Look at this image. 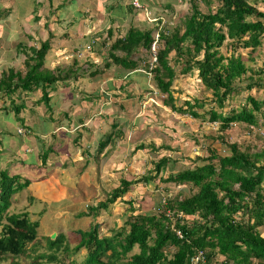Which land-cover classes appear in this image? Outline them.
I'll use <instances>...</instances> for the list:
<instances>
[{
  "label": "trees",
  "instance_id": "1",
  "mask_svg": "<svg viewBox=\"0 0 264 264\" xmlns=\"http://www.w3.org/2000/svg\"><path fill=\"white\" fill-rule=\"evenodd\" d=\"M69 1L63 0L56 8L62 11L74 3V0ZM198 1L206 5L205 12L199 9ZM124 2L120 0V3L114 2L103 9L109 15L117 7L121 11L116 12L120 18L117 31L110 25L105 34L94 36L91 41L87 39L90 51L103 61L100 65L86 61V75L78 67V60L63 69L45 68V57L51 50L52 32H48L47 39L37 41L26 34L28 44L19 42L14 52V59L23 58L21 68L16 69L12 65L0 73V101L11 104L10 108L4 106V110L12 111L15 119L24 127L22 118H19L24 103L17 104L12 99L19 92L28 97L40 93L41 96L34 103H45L50 109L49 94L56 92L58 87L75 93L73 87H78L73 83L83 77L94 78L111 67L130 74L144 63L143 67L153 76L158 91L166 95L163 101L165 106H169L172 112L204 120L198 113L199 109H203L204 101L193 99L185 101L180 107L175 106L171 88L176 74L170 67V62H174L177 66L181 65L183 75L196 70L201 84L210 91L209 101L214 105L206 111L207 121L217 123L219 127L217 136L207 138L220 142L225 154H219L215 148H207V157L199 156L191 162L195 164L194 168L167 172L159 182L164 185H187L196 189L195 193L184 198L176 195L160 201L157 207L150 206L147 213H136V208L132 206L134 200H124L123 197L132 185L148 184L159 176L162 169L167 171L170 161L174 160L166 155L161 157L147 175L134 181L121 179L105 201L91 208V211L98 213L119 199L131 204L129 216L119 231L111 236H101L99 226L93 224L87 231H76L79 240L73 248L64 244L65 237L59 233L53 239L46 238V251L38 255H32L40 247L37 241L38 221L28 220V212L7 215L11 198L31 182L0 170V264H20L19 258L32 256V264H57L58 254L76 255L81 249H85L86 255L80 264H191V258L199 253L203 254V262L199 264H214L217 255L224 258L225 264H264V147L252 152L257 146L249 144V141L239 145L229 142L225 136L238 124L255 128L259 125V119H262L264 127V99L249 93L252 89L264 91V64L253 69L240 53L246 51L248 60L252 61L253 53L263 47L264 10L260 8L264 9V0H190L191 13L185 17L182 31L178 27L164 25L154 33V28L138 27L129 22L123 35L122 21L140 12L130 4L123 6ZM213 2L214 7L211 8ZM166 8H169L166 4L159 8L150 7V18L155 20L151 23H160L159 15L161 11L165 13ZM6 16V11H0V20ZM114 18L111 17V20ZM39 19L36 12L34 21L38 22ZM154 44L158 50L154 56V67L150 69V51ZM142 53L148 55L147 60ZM99 66L104 69L99 70ZM71 86L73 89L70 90ZM124 88V84H120L119 89L123 91ZM112 90L115 89H111L110 96L105 95V100L107 102L109 97L115 99L110 105L117 114L118 110L126 109L122 104L126 99ZM242 91L249 94L240 107L231 108L226 113L218 111ZM96 98L94 95L85 97L89 101ZM111 127L112 131L98 139L96 156L108 145H113L116 138L125 136L118 123L114 122ZM80 137L81 134L76 135L74 143ZM144 148V145H140L137 149ZM150 148L154 150L152 144ZM164 149L171 150L169 147ZM50 150V147L41 150L43 165H46ZM151 171H154L153 175ZM186 217L193 219L188 221ZM27 244L31 246L27 248ZM135 249L137 252L133 253Z\"/></svg>",
  "mask_w": 264,
  "mask_h": 264
},
{
  "label": "rangeland",
  "instance_id": "2",
  "mask_svg": "<svg viewBox=\"0 0 264 264\" xmlns=\"http://www.w3.org/2000/svg\"><path fill=\"white\" fill-rule=\"evenodd\" d=\"M67 1L64 0V2ZM126 1L123 6L126 5ZM62 2L63 0H0V11H6L7 15L3 20H0V47L5 49V40L10 38L15 41L11 43L12 49L15 46L14 44L18 42L28 44L26 34L30 35L35 41L45 40L50 31L53 35L51 40L53 49L45 57L44 67L52 69L60 66L63 69L70 66L74 60H78V67L86 75L85 71L88 69L86 61H90L88 59H91V62L96 65H100L103 61V59L97 56L94 57L89 52L87 38L97 33L105 34L107 26L110 25L115 28L116 32L119 24L116 23L118 19L111 20V14H105L106 18L98 15L97 12L101 11V6L98 9V5H93L91 9L94 12L90 13L91 9L88 10L86 9L88 7L80 5L78 9H82V11L84 9L86 12L80 13L79 22L75 19L79 13L71 14L72 20H70L67 18L69 14L66 12L67 8L63 13H60L61 11L56 8ZM198 2L199 9L205 12L206 5L203 2ZM143 4L146 6L145 10L147 11L150 7L151 9L154 6L159 8L163 4L168 5L169 8L164 10L165 13L161 11L159 15L160 23L157 25L155 22H148L147 18L142 23L138 18L129 16L130 19L122 21V25H120L123 28V35L128 29L129 22L138 27L154 28V33L164 25L169 28L178 27L182 31L185 17L191 13L190 0H143ZM214 4V2L211 3L210 7L213 8ZM260 10L264 9L260 8ZM36 12L41 19L38 22L34 21L33 18ZM94 13H97V15ZM62 15L67 23L73 22V24L62 26L58 20ZM48 17H50L48 24L52 27L41 28L44 20L46 21ZM140 19L144 18L141 17ZM104 23L107 26H104ZM79 26H82V28ZM77 28L78 30H76ZM73 30L76 31V35ZM111 42L112 40L108 45ZM57 47H63V50L58 52L59 56L56 57ZM156 48L154 52L158 50ZM13 51L11 58V54L6 55V58L11 61L8 63V67L13 65L16 69H20L23 58L14 59L15 53ZM222 51L224 52V48ZM240 53L246 59L247 65L253 69L264 64V44L263 47L253 53L252 61L248 60L246 51H240ZM141 55L146 60L148 59L147 54L142 53ZM172 55L173 53L169 56ZM150 56L151 53L149 59ZM151 59V63H153V54ZM0 60L4 61L2 53ZM143 65L144 63L141 68L145 70ZM179 65L170 62V67L173 68L176 74L171 88L175 106L180 107L185 101H193V99L204 101L203 109L198 110L204 120L172 112L169 106H165L163 101L166 99V95L158 91L152 75L140 71L137 74L128 76L122 69L116 67L104 70V73L94 78L83 77L74 82L73 85L78 88L71 86L69 89L75 88V93L71 92L72 94L68 95L67 99L62 102L60 97H63V95L58 94L62 88L58 87L57 92L49 94V96L54 95L53 100H58V102L53 103L51 110L48 109L45 103H34V100L41 96L40 93L34 96L30 95L29 98L26 97L25 93L19 92L12 98L14 103H24L19 118L27 122L26 124L31 128L32 133L37 137L42 135L49 137L48 141L45 140L44 144H41L40 150L51 148L48 152L49 157L46 168L36 170L34 168L21 174L23 175L21 179L29 180L31 184L11 198V205L7 212V215H21L28 212V220L38 221L37 241L40 243V247L32 255H38L46 251V238L53 239L59 233L65 237L64 244L73 248L79 240L76 231H87L93 224L99 226L101 236L113 235L124 227L129 216L131 204L125 203L123 199L134 200L132 206L136 208V213H147L150 206L157 207L162 200H167L176 195L184 198L195 193L196 189L187 185L178 186L170 183L164 185L159 182L160 178L165 177L169 171L179 172L186 168H194L195 164L191 162L199 156L207 157V148H215L221 155L225 152L220 142L207 138L210 135L217 136L219 127L217 123L207 121L206 111L214 105L209 101L211 98L210 91H207L201 84L196 70L183 75L181 74V65ZM102 67L99 66V70H103ZM6 69L7 66L5 65L2 71H6ZM120 84H124L125 90L119 89ZM113 88L116 93L126 99L122 102L126 109L124 111L118 110L117 114L111 110L110 105L112 102L114 103L115 99L109 97L108 103L105 100V95L109 94L110 96ZM249 93L264 99V91L252 89ZM249 93L242 91L234 95L231 100L227 101L225 108L218 111L226 113L231 108L240 107ZM89 95L98 98L89 101L85 99ZM126 95L128 96L125 97ZM105 102L106 105H104ZM6 106L10 108L11 104L8 103ZM138 106L140 108L137 110ZM5 116L7 119L10 117L14 129L16 126L24 129L21 127L20 122L15 119L12 111L7 110L6 113L3 111L2 117ZM48 116L50 117L48 118ZM80 118L83 120V126L78 124ZM114 122L118 123L119 128L121 127L125 131V136L116 138L113 145H108L101 154L96 156L95 147L98 139L103 134L113 130L111 126ZM262 122V119H259V125L255 128L238 124L226 132L225 136L229 142H236L239 145H245L249 141V144L257 146L256 149H252V152H257L264 147ZM52 129L54 130V137L45 133ZM79 134H81L80 139L77 143H74V137ZM16 136L19 140L23 138ZM24 140L26 142L30 141L34 149L39 145L34 138ZM151 144L154 146L153 151L150 148ZM140 145H144L145 148L137 149ZM164 147H169L171 150H165ZM165 155L174 160L170 161L167 171L162 169L159 176L148 182V184L136 183L132 185L123 199L117 200L113 205L109 204L107 209H100L98 213L91 211V208L107 199L108 194L119 185L121 179L139 180L147 175L153 169V164ZM26 156L28 159L31 158L30 155ZM36 160L40 165L39 158ZM42 170L47 174L43 173L41 175ZM153 173L154 171H151L150 174L153 175ZM41 177L44 178H42L41 184L37 185ZM34 186L37 187L33 188ZM44 193L47 194L44 195ZM192 219L193 217H188L186 220L191 221ZM262 232L264 236V230ZM28 246H31V244L26 245L27 248ZM85 252V249H81L76 255L69 253L61 256L58 254L57 264H68L72 261L74 264H80L85 258ZM136 252L135 249L133 253ZM31 258L21 257L19 263L32 264ZM223 260L222 256L217 255L214 264H225Z\"/></svg>",
  "mask_w": 264,
  "mask_h": 264
},
{
  "label": "crops",
  "instance_id": "3",
  "mask_svg": "<svg viewBox=\"0 0 264 264\" xmlns=\"http://www.w3.org/2000/svg\"><path fill=\"white\" fill-rule=\"evenodd\" d=\"M95 2H97V3L95 4ZM114 2H119L120 3V0H74V3L72 5L65 7V8H67L66 12L69 13L67 18L72 20L71 14L79 13L78 17L75 18L79 22V20H80L79 17L81 15L80 13L83 14L84 13L83 11L86 12V10H84V9H83V11H82V9H78V8H80V5L81 6L84 5L85 7H88V8H86L88 10H90L93 7V5H96V6L98 5L99 6L98 9H100V6H101V11L97 12V13H98V15H101V17H105L106 18L105 14H108V13L102 12V11H103L104 7H107V6L111 5ZM126 4H128V0L126 1ZM117 5L118 4H116L115 6L117 7ZM122 5H124V4H122ZM89 6H90V8H89ZM65 8H63L60 13H63ZM91 12H94V10L92 11V9H91L90 13ZM116 12L117 13L121 12L118 7H117L116 10H113L111 12L110 18L111 17H115L114 19H118L116 21V23H118V21L120 22V18L117 16L118 14ZM97 13H94V14L97 15ZM132 14H134V12ZM139 14H140V12L135 13L133 18H138V20H140L143 23L144 19H140L141 15L139 16ZM127 15H129V14H127ZM37 16H38V13H37ZM91 18H92V16H91ZM129 19L127 18L126 20H129ZM40 20L41 19H39V21ZM58 20H59V22L61 23L62 26H67V25L69 26V25L73 24V22L67 23L66 20L63 18V15L61 16L60 19L58 18ZM49 21H50V17L46 18V21L44 20V23H43V25H41V28H46V27L50 28V27H52L50 24H48ZM101 23H102V21H101ZM77 25H78V23H77ZM100 26H102V24H100ZM104 26H107V24L104 23ZM79 27L82 28V26H79ZM107 27H109V26H107ZM76 30H78V28ZM73 31H74V33L76 35V31L75 30H73ZM98 35H99L98 33L96 35H91L87 39H89L91 41V39L94 38V36L98 37ZM76 39H78V38H76ZM5 41H6L5 49H3V47H0V55L2 53L3 54V59H4V61L0 60V73L2 72V68H4L5 65L8 68V66H9L8 63L11 62V61H9L10 59L6 58V55L7 54L8 55L11 54L10 55V58H11L12 57V51L14 50L13 52H15V49H16L15 46L19 43L17 41L18 43L14 44L15 46L12 49L11 48L12 47L11 43H14L15 41H13V39L11 40V38L8 39V40H5ZM74 43H76V42H74ZM75 48H76V46H75ZM52 49H53V44L51 45V50ZM62 50H63V47H57V49L55 51V56L56 57H57V55L59 56L58 52H60ZM89 52L91 54H93L94 57L95 56L98 57V55H96L93 51L89 50ZM88 60H91V59H88ZM57 67H60V66H57ZM52 69H54V68H52ZM56 92H57V90H56ZM37 94L38 93L31 94V95L34 96V95H37ZM58 94L59 95H63V97H60L61 102L64 101V99H67L68 95H71V93L69 92L68 89H61L58 92ZM26 97H28V96H26ZM53 97H54V95L52 94L51 100L49 101L50 109H52V106H53L54 102H58V100H53ZM29 98H30V96H29ZM33 99H35V98H33ZM8 103L9 102L0 101V170H6V172L8 174H14V175L16 174L18 176H23L21 174H23L25 172H28V171H30V170H32L34 168H35V170L36 169H40V168L41 169L46 168L47 166L43 165V161L40 159L41 156L43 155V154H41L40 148H41V144H44L45 140L48 141L47 139H49V137H46L45 135H42V136L40 135L41 137L35 136L34 133H32L31 128L27 126V124H26L27 122L25 120L23 121V123H24V126H26V127L21 126V127L24 128L23 129L24 133L23 134H18L17 131H18V129L20 127L16 126L15 129H14V127L12 126L10 117L8 116L9 117L8 119H7L6 116L4 118L2 117L3 116V111L5 113L7 111V110H4L3 107L6 106ZM104 105H106V103H104ZM49 117L50 116H48V118ZM68 117H69V115H68ZM82 123H83V120L80 118V120H78L79 126H81ZM50 129H51V127L49 128V130ZM49 130L47 132H45V133L46 134H50V135H52L54 137V134H53L54 130L53 129L51 131H49ZM45 133H43V134H45ZM16 135H18L19 137H23V138L21 140H19ZM30 138H34L35 141L39 144L37 148L34 149L33 144H31L30 141L26 142L24 140V139L30 140ZM26 155H30L31 158L28 159ZM32 156H33V158H32ZM38 158H39V160L41 162L40 165H39V162H37V160H36ZM32 160H34V161H32ZM29 161H32V162L30 163ZM47 161H48V159L46 160V164H47ZM43 173L47 174L46 172H44L42 170L41 171V175ZM83 177H84V175H83ZM42 178H44V177H41V180L37 183V185L41 184L40 182H42V180H43ZM62 183H63V181H62ZM36 187L37 186H34L33 188H36ZM46 194L47 193H44V195H46Z\"/></svg>",
  "mask_w": 264,
  "mask_h": 264
},
{
  "label": "built area",
  "instance_id": "4",
  "mask_svg": "<svg viewBox=\"0 0 264 264\" xmlns=\"http://www.w3.org/2000/svg\"><path fill=\"white\" fill-rule=\"evenodd\" d=\"M130 5H131L134 9H142V6H141L139 0H130ZM145 16H146V18H147V20H148L149 22L155 21V20H153V19H151V18L149 17V13H148V12L145 13ZM157 38H158V36H156V39H157ZM151 50H152V52H153V55H155V52H154V51H155V44L153 45V47L151 48ZM154 61H155V57H154ZM17 133H18V134H23L24 131H23L22 128H20V129H18ZM178 216H179V217H182L181 214H179ZM186 218H187V217H186ZM177 235L180 236L179 233H177ZM190 262H191V264H199L200 262H203V254H202V253H199L197 256L192 257L191 260H190Z\"/></svg>",
  "mask_w": 264,
  "mask_h": 264
},
{
  "label": "clouds",
  "instance_id": "5",
  "mask_svg": "<svg viewBox=\"0 0 264 264\" xmlns=\"http://www.w3.org/2000/svg\"><path fill=\"white\" fill-rule=\"evenodd\" d=\"M139 2H140V4H141V6H142V9H134L132 6V8L134 9V10H136V11H140V13H141V17H143L144 18V20H145V18H146V16H145V13L146 12H148L149 13V17H151V12H150V10L148 9V11L147 10H145V8H146V6L143 4V0H139ZM128 4H130V0H128ZM145 10V11H144ZM146 21V20H145ZM148 21V20H147ZM149 22V21H148ZM151 23V22H150ZM151 52H152V50H151ZM152 54H153V52H152ZM155 54H156V52H155ZM153 57H154V55H153ZM155 61H153V63H154ZM153 63H151L150 65H151V67H150V69L151 68H153L154 67V65H153ZM145 72L147 75H151L150 74V72H148L147 70H143L141 67L140 68H137V69H135L134 71H132V72H130V74H127L128 76H131V75H133V74H137L138 72ZM20 129V128H19Z\"/></svg>",
  "mask_w": 264,
  "mask_h": 264
}]
</instances>
